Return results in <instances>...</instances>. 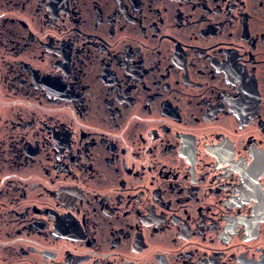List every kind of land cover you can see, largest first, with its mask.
Here are the masks:
<instances>
[{"label": "flooded vegetation", "instance_id": "1", "mask_svg": "<svg viewBox=\"0 0 264 264\" xmlns=\"http://www.w3.org/2000/svg\"><path fill=\"white\" fill-rule=\"evenodd\" d=\"M0 264H264V0H0Z\"/></svg>", "mask_w": 264, "mask_h": 264}]
</instances>
